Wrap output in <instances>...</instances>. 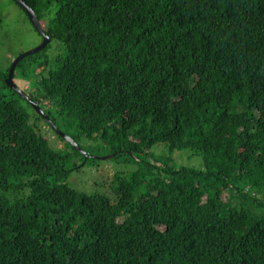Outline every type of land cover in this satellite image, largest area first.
<instances>
[{
	"label": "trees",
	"instance_id": "trees-1",
	"mask_svg": "<svg viewBox=\"0 0 264 264\" xmlns=\"http://www.w3.org/2000/svg\"><path fill=\"white\" fill-rule=\"evenodd\" d=\"M23 1L13 81L87 157L0 73V264H264V0ZM100 153L137 169L71 188Z\"/></svg>",
	"mask_w": 264,
	"mask_h": 264
},
{
	"label": "rangeland",
	"instance_id": "rangeland-1",
	"mask_svg": "<svg viewBox=\"0 0 264 264\" xmlns=\"http://www.w3.org/2000/svg\"><path fill=\"white\" fill-rule=\"evenodd\" d=\"M41 42V37L33 29L24 10L14 0H0V73H5L9 70L11 62L15 58L35 49ZM14 82L16 83V81ZM22 87L24 92L30 96L32 89L27 85ZM3 90L7 93L5 89ZM30 113L32 114L31 111ZM38 126L53 148L65 149L68 153L74 154L72 148L66 147V144L57 138L58 134L51 126L49 127L43 121H40ZM79 145H84V142L79 143ZM188 155H190L189 151L175 153L173 159L177 162V166L201 169V159L199 157L189 158ZM91 156L95 157V154ZM109 156L110 154L105 155L104 153L96 155L97 158ZM91 159L81 161L79 157L75 158L74 156L72 163H76L79 166L66 179V183L71 188L87 195L95 192L104 193L102 187L108 179H112L116 174H127L137 169L135 164H119L110 159Z\"/></svg>",
	"mask_w": 264,
	"mask_h": 264
},
{
	"label": "water",
	"instance_id": "water-1",
	"mask_svg": "<svg viewBox=\"0 0 264 264\" xmlns=\"http://www.w3.org/2000/svg\"><path fill=\"white\" fill-rule=\"evenodd\" d=\"M26 13L28 20L30 22V24L32 25L33 29L36 31V33L38 35L41 36L42 38V42L41 44L36 47L35 49L28 51L26 53H23L21 55H19L17 58H15L13 60V62L11 63V66L9 68L8 71V76L5 79V85L11 89L13 92H15L16 94H18L21 98H23L27 103H29V105L32 107V109L49 125L53 128V130H55V132L63 139L65 140L67 143H69L71 146H73L75 149L79 150L81 152V154L86 158L87 155L80 150V148L78 147V145L74 142V140H72L69 136H67L66 134L62 133L61 131H59L56 126L50 121L49 117L44 113V111L41 109V107L31 101L28 97V95L21 90L13 81V75H14V70L16 65L24 58L37 54L38 52H40L41 50H43L47 44L50 42V38L46 35V33L44 32V28L41 24V22L38 20L37 16L35 15L34 11L23 1V0H14ZM113 155L109 156L112 157ZM92 158H96L91 156ZM108 157L102 158L103 160L107 159Z\"/></svg>",
	"mask_w": 264,
	"mask_h": 264
},
{
	"label": "clouds",
	"instance_id": "clouds-1",
	"mask_svg": "<svg viewBox=\"0 0 264 264\" xmlns=\"http://www.w3.org/2000/svg\"><path fill=\"white\" fill-rule=\"evenodd\" d=\"M43 26V25H42Z\"/></svg>",
	"mask_w": 264,
	"mask_h": 264
}]
</instances>
